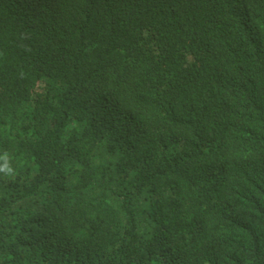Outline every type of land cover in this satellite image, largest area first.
<instances>
[{
	"label": "trees",
	"instance_id": "1",
	"mask_svg": "<svg viewBox=\"0 0 264 264\" xmlns=\"http://www.w3.org/2000/svg\"><path fill=\"white\" fill-rule=\"evenodd\" d=\"M5 151L0 264H264V0H0Z\"/></svg>",
	"mask_w": 264,
	"mask_h": 264
},
{
	"label": "clouds",
	"instance_id": "2",
	"mask_svg": "<svg viewBox=\"0 0 264 264\" xmlns=\"http://www.w3.org/2000/svg\"><path fill=\"white\" fill-rule=\"evenodd\" d=\"M160 10L162 12L169 11L170 14L172 11L169 7H165V6H163ZM232 112H233V119L238 120L241 116L242 109L240 107H238L237 105H233L232 106ZM132 118H138V117L136 115H132ZM133 126L135 129L134 123H133ZM159 130L160 129L152 127L150 122H146L143 124L140 120L139 126L135 129V132L139 135V137L141 139H145L147 142H152V143H155L158 145V143L156 141V137H157ZM183 148H184L183 142H182L181 138H179L178 141L176 142L175 146H174V153L180 152L181 150H183ZM152 152H154L155 154L160 153V152H155L153 150H152ZM156 158H158V157H156ZM223 170H224V168L217 170L216 172H211V173L206 174V177L204 179H207V183L208 182L214 183L209 188L216 186L218 190L221 189L223 182L219 181V179L226 177V172ZM221 172H222L221 176H218ZM0 175H2L5 178H13L16 175V170L11 164L9 153L7 151L3 152V154L0 155Z\"/></svg>",
	"mask_w": 264,
	"mask_h": 264
}]
</instances>
